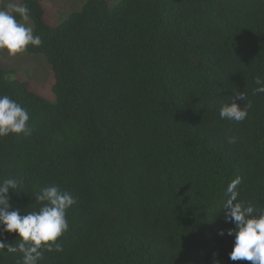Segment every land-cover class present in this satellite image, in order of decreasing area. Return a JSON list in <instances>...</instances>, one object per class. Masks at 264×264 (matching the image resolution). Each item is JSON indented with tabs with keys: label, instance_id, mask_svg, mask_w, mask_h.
Returning a JSON list of instances; mask_svg holds the SVG:
<instances>
[{
	"label": "trees",
	"instance_id": "obj_1",
	"mask_svg": "<svg viewBox=\"0 0 264 264\" xmlns=\"http://www.w3.org/2000/svg\"><path fill=\"white\" fill-rule=\"evenodd\" d=\"M22 2L56 100L0 68V95L31 129L0 138V181L18 180L20 214L45 187L76 198L63 251L39 264H251L229 259L223 203L239 176V199L264 210V0H85L56 25L42 0ZM235 92L252 105L242 122L219 115ZM21 259L0 251V264Z\"/></svg>",
	"mask_w": 264,
	"mask_h": 264
},
{
	"label": "clouds",
	"instance_id": "obj_2",
	"mask_svg": "<svg viewBox=\"0 0 264 264\" xmlns=\"http://www.w3.org/2000/svg\"><path fill=\"white\" fill-rule=\"evenodd\" d=\"M0 51L9 56L22 55L28 46L39 47L41 37L34 33L30 23L31 10L22 0H0ZM257 87L254 94L264 93V78L256 76ZM237 100L245 101V93L235 92L232 102L226 101L220 106L219 115L222 119L242 122L247 118L251 102L238 106ZM29 111L23 108L8 95H0V138L9 134L29 136ZM235 137H228V143H235ZM241 177L236 176L226 187L223 203L224 218L234 224L228 235L234 234V244L229 253L232 261L247 260L251 264H264V210L255 208L251 203L239 199L238 186ZM20 187L16 178L0 181V234L16 233L18 242L14 245L0 239V251L19 252L22 259L18 264H39L44 252H62L58 238L69 229L67 211L76 203L75 196L62 191L58 186H49L36 195L37 202L42 206L38 211L20 214L12 209L9 190L13 193ZM17 194V193H16ZM12 209V210H10ZM223 235V231L219 233Z\"/></svg>",
	"mask_w": 264,
	"mask_h": 264
},
{
	"label": "rangeland",
	"instance_id": "obj_3",
	"mask_svg": "<svg viewBox=\"0 0 264 264\" xmlns=\"http://www.w3.org/2000/svg\"><path fill=\"white\" fill-rule=\"evenodd\" d=\"M106 1L112 6L119 0ZM84 2L85 0H42L45 23L48 25L58 24L72 11L79 10ZM30 23L33 26L31 19ZM0 68L12 70L11 78L27 82L29 88L47 102L52 103L56 100L52 91L53 74L42 55L26 51L22 55L13 57L7 55L6 51H0Z\"/></svg>",
	"mask_w": 264,
	"mask_h": 264
}]
</instances>
